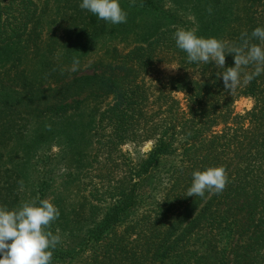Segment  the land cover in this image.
<instances>
[{"label": "trees", "instance_id": "16d2710c", "mask_svg": "<svg viewBox=\"0 0 264 264\" xmlns=\"http://www.w3.org/2000/svg\"><path fill=\"white\" fill-rule=\"evenodd\" d=\"M67 1L59 8V17L67 9ZM130 1L141 8L159 9L152 0ZM81 3L82 0H75L71 12L52 26L44 22L45 10L34 0H0V89L11 86L27 89L28 99L32 98L33 83L18 67L20 57L15 54L17 50L28 52L42 60L45 77L59 84L54 93L64 91L61 98L39 109L42 119L74 112L86 99L113 96L96 123L101 130L109 128V142L142 139L140 144L152 140L153 146L136 165L134 181L117 188V201L106 209L100 221L95 220L92 208L83 212L89 214L87 218L79 220L80 223L92 220L86 232L60 230L61 241L51 264H198L199 246H204L198 234L201 221L206 222L202 227L209 226L210 232L215 230L214 225L224 223L226 229L220 232L221 237L222 234L224 238L236 237L231 264H260L258 257L264 250V73L229 92L224 89L221 74L225 68L234 66V56H226L225 68L214 62L190 63L187 54L176 45L174 33L178 29L169 27L140 36L125 54L113 49L114 64H103L104 67H97L99 73L94 71L90 76L69 82L68 78L76 72L50 63L47 58L58 45L59 49L86 50L104 26L103 20L81 9ZM196 7L194 21L201 31L202 18L212 5L203 0ZM245 9V15L230 20V24L227 18L215 15L213 27L215 32H221L216 38L239 45L242 33L251 36L256 27H264V0H247ZM223 26L228 27L221 31ZM251 43L259 41L253 38ZM162 64L176 65L177 73L165 77V85L170 92L184 94L186 114L179 113L177 102L164 91L158 90L151 96L147 92L144 77ZM253 70V66L246 69ZM71 82L80 83V87L71 92L68 88ZM238 96L254 101L252 110L246 114L249 125L226 127L216 136L208 134L211 127L226 123L230 105ZM1 104L0 143L6 136L12 138L8 122L2 119L6 110ZM101 148L99 144L97 149ZM165 162L169 163L168 169ZM221 165L226 167L229 177L221 193L210 195L206 191L204 197L187 196L194 171ZM160 170L167 178L159 190L163 199L161 210L153 217L139 216L136 210ZM45 174L48 176V172ZM47 187L48 180L39 179L37 201L46 198ZM19 199L17 177L4 179L0 172V206L17 208ZM223 204L225 209L219 215ZM210 208L216 213L208 217ZM51 230L56 234L54 222ZM131 235L135 238L129 242ZM214 242L211 238L205 242L206 255L211 256L206 250L210 251L212 244L216 249L218 240ZM216 255L218 261L225 258L219 247ZM212 263L215 262L209 257L208 264Z\"/></svg>", "mask_w": 264, "mask_h": 264}, {"label": "rangeland", "instance_id": "374dc122", "mask_svg": "<svg viewBox=\"0 0 264 264\" xmlns=\"http://www.w3.org/2000/svg\"><path fill=\"white\" fill-rule=\"evenodd\" d=\"M34 1L45 10L44 22L51 23L52 26L57 23L58 18L61 19L71 12L75 2L68 0L67 9L59 17L58 10L65 0ZM152 2L158 6V10L138 7L130 0H120L121 7L127 12L126 23L111 24L103 20V29L86 50L59 49L58 45L55 53L47 58L48 62L70 69L73 58H78L79 70L75 71L76 77L73 75L68 78L70 82L74 78L90 76L94 71L99 73L97 67L103 64H114L111 58L113 49H116L118 54H125L144 34L156 33L169 27L176 29L187 27L196 29L198 36L216 37L220 36L221 32H215L213 27L212 20L217 18L215 15L227 18L230 24V20L242 18L247 11L245 9L247 0H209L212 5L211 12L203 16L202 30L199 31V26L194 20L198 13L196 5L203 0H152ZM227 27L223 26L221 31ZM15 54L20 57L18 67L33 83V95L28 99L27 89L19 87L0 89L2 98L0 103H3L1 106L6 110V117L2 119L8 122L12 133L11 139L6 136L0 143L1 175L4 179L17 177L19 206L22 202L37 200L39 179L48 180L45 199H49L60 213L58 219L54 221L56 228L59 232L63 229L69 233L78 230L84 233L90 228L92 220L80 223L81 218H87L89 215H83V212L88 213L94 208L95 220L102 219L106 209L117 201V188L134 181L136 165L145 159L153 146V141L146 140L141 144L142 139L138 142H109L107 137L109 128L105 126L101 130L100 125L97 126L96 123L99 113L112 102L113 96L86 99L74 112L70 111L60 118L42 119L39 109L61 98L64 91L54 93L59 84L45 77L40 58H35L28 52L23 53L22 50H17ZM110 73L105 74L108 76ZM149 73L144 77V82L150 96L153 92L162 90L177 102L179 113L186 114L187 102L184 94L178 91L170 92L169 87L165 85L167 80L164 78L177 73L176 65H157ZM78 87L80 83L71 82L68 88L72 92ZM253 106L254 101L250 97L234 98L226 123L211 127L208 134L216 136L226 127L246 128L249 125L246 114ZM99 144L102 146L101 149H97ZM164 165L168 169L169 163L167 165L165 162ZM44 167L48 169L43 172ZM45 172H48V176L47 174L43 176ZM166 182L167 178L163 170H160L150 181L144 201L136 210L139 216L143 214L153 217L159 213L163 204L160 195L162 193L159 190H162ZM220 206L219 215L225 209L224 204ZM212 210L210 208L208 217L211 213H216ZM202 222L198 227L200 241L206 246L205 242L211 238L213 242L218 240L220 246L215 245V249L212 244L210 251L206 250L211 256L204 253V246H199L198 264H208L209 257L215 262L212 264H231L236 237L224 238L223 234L221 237L220 232L226 229L224 223L220 226L214 225L215 230L210 232V227H202L206 225V222ZM133 238L135 236L131 235L128 241L131 242ZM218 247L224 252L225 258L222 261H218L216 255ZM258 262L264 264V250L260 252Z\"/></svg>", "mask_w": 264, "mask_h": 264}, {"label": "clouds", "instance_id": "9594fccd", "mask_svg": "<svg viewBox=\"0 0 264 264\" xmlns=\"http://www.w3.org/2000/svg\"><path fill=\"white\" fill-rule=\"evenodd\" d=\"M80 7L111 24L127 21V12L120 0H82ZM174 37L190 63L214 62L219 68H225L226 56L232 54L234 66L225 68L221 74L224 89L229 92L264 73V27H256L251 36L242 33L239 45L216 37L198 36L196 29L180 28ZM253 38L259 43H251ZM79 65V59L74 57L69 70L78 71ZM249 66L254 70L246 71ZM192 175L187 196L193 197H204L206 191L210 195L219 194L229 179L223 165L197 170ZM59 215L58 208L49 199L22 202L13 209L0 206V264H51L53 252L61 241L59 230L53 234L51 225Z\"/></svg>", "mask_w": 264, "mask_h": 264}]
</instances>
